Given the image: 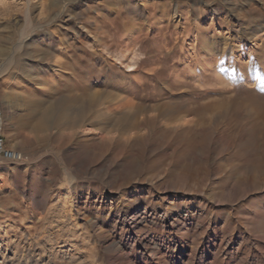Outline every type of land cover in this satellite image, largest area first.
I'll list each match as a JSON object with an SVG mask.
<instances>
[{"label": "rangeland", "instance_id": "1", "mask_svg": "<svg viewBox=\"0 0 264 264\" xmlns=\"http://www.w3.org/2000/svg\"><path fill=\"white\" fill-rule=\"evenodd\" d=\"M0 138V264H264V0H0Z\"/></svg>", "mask_w": 264, "mask_h": 264}, {"label": "built area", "instance_id": "2", "mask_svg": "<svg viewBox=\"0 0 264 264\" xmlns=\"http://www.w3.org/2000/svg\"><path fill=\"white\" fill-rule=\"evenodd\" d=\"M0 152L5 158L10 160H17L22 158V155L20 153L5 149L2 138H0Z\"/></svg>", "mask_w": 264, "mask_h": 264}, {"label": "bare ground", "instance_id": "3", "mask_svg": "<svg viewBox=\"0 0 264 264\" xmlns=\"http://www.w3.org/2000/svg\"><path fill=\"white\" fill-rule=\"evenodd\" d=\"M133 12H135L136 14H137V16H141L142 15V12L141 11H138V10H136V11H133ZM134 13V14H135ZM138 214V213H137ZM142 217V216H141Z\"/></svg>", "mask_w": 264, "mask_h": 264}]
</instances>
